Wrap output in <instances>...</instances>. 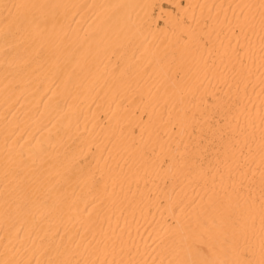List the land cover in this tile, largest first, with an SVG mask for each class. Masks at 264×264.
<instances>
[{
	"label": "bare ground",
	"instance_id": "1",
	"mask_svg": "<svg viewBox=\"0 0 264 264\" xmlns=\"http://www.w3.org/2000/svg\"><path fill=\"white\" fill-rule=\"evenodd\" d=\"M0 264H264V0H0Z\"/></svg>",
	"mask_w": 264,
	"mask_h": 264
},
{
	"label": "rangeland",
	"instance_id": "2",
	"mask_svg": "<svg viewBox=\"0 0 264 264\" xmlns=\"http://www.w3.org/2000/svg\"><path fill=\"white\" fill-rule=\"evenodd\" d=\"M163 7H166V5H165V4H163Z\"/></svg>",
	"mask_w": 264,
	"mask_h": 264
}]
</instances>
